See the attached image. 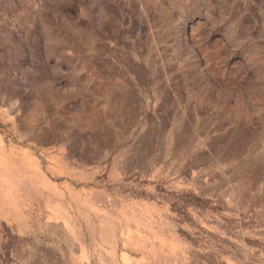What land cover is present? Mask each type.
Masks as SVG:
<instances>
[{"label":"rangeland","instance_id":"1","mask_svg":"<svg viewBox=\"0 0 264 264\" xmlns=\"http://www.w3.org/2000/svg\"><path fill=\"white\" fill-rule=\"evenodd\" d=\"M0 264H264V0H0Z\"/></svg>","mask_w":264,"mask_h":264}]
</instances>
